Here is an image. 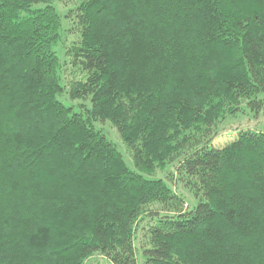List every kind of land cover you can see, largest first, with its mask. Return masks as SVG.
<instances>
[{
	"label": "trees",
	"instance_id": "1",
	"mask_svg": "<svg viewBox=\"0 0 264 264\" xmlns=\"http://www.w3.org/2000/svg\"><path fill=\"white\" fill-rule=\"evenodd\" d=\"M261 94L264 0H0V264H264Z\"/></svg>",
	"mask_w": 264,
	"mask_h": 264
},
{
	"label": "rangeland",
	"instance_id": "2",
	"mask_svg": "<svg viewBox=\"0 0 264 264\" xmlns=\"http://www.w3.org/2000/svg\"><path fill=\"white\" fill-rule=\"evenodd\" d=\"M56 8L58 9L60 15L62 16L65 12V9L61 7V5L55 4ZM68 24L63 22V30L61 31V39L63 41L69 42L72 38V35H69L67 32ZM56 53L58 57L60 58V61L62 64H64L65 72L60 74L61 78V86H65L67 80L71 78H78L76 75H73L71 73V70L68 66L65 65V59L63 55L62 50V44L57 47ZM259 99L263 100L264 102V94H261ZM59 100L64 103L66 106L74 107V110L78 112L79 108L76 106L79 103H83V101H76L72 103L67 94H62V96L59 97ZM88 105V104H87ZM98 128L102 129L104 133L107 135V137L117 146L118 150L122 153L125 162L129 166V168H133L132 159L129 151L127 150L126 146L122 142L118 132L116 129L110 124H100L97 125ZM222 132L219 135L218 138H216L213 143L212 147L220 148L228 144L230 141H232L238 132L240 131H246L250 130L257 133H264V105L259 111L253 110L249 107L243 106L241 110L236 114V116L230 118L228 121H226L221 128ZM173 175V176H170ZM167 177H170L174 180L175 183L172 184L173 189L178 193L182 194L186 200L187 205L183 207L184 210L193 207L196 205V200L193 198V194L189 192L188 190L184 189L182 187V184L176 183L177 175L175 172L174 166H167L165 170H157L154 174V178L157 179H165ZM158 207H153V210H157ZM96 259H100L97 255L94 256ZM101 260V259H100ZM143 261L139 257L138 264H142ZM87 264H92V260L89 261Z\"/></svg>",
	"mask_w": 264,
	"mask_h": 264
}]
</instances>
